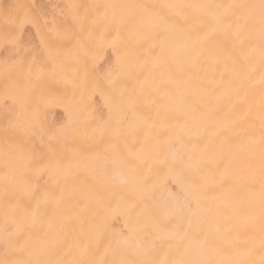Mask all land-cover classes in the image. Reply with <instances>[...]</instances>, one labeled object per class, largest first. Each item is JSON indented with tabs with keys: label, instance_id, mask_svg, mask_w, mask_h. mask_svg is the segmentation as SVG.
<instances>
[{
	"label": "bare ground",
	"instance_id": "bare-ground-1",
	"mask_svg": "<svg viewBox=\"0 0 264 264\" xmlns=\"http://www.w3.org/2000/svg\"><path fill=\"white\" fill-rule=\"evenodd\" d=\"M247 3L0 0V260L170 261L186 234L201 264H259L260 20L227 7Z\"/></svg>",
	"mask_w": 264,
	"mask_h": 264
},
{
	"label": "snow or ice",
	"instance_id": "snow-or-ice-1",
	"mask_svg": "<svg viewBox=\"0 0 264 264\" xmlns=\"http://www.w3.org/2000/svg\"><path fill=\"white\" fill-rule=\"evenodd\" d=\"M107 8H115V7H133L131 5H123V6H117V5H105ZM168 9H189V8H195V9H219L224 7V5H208V4H182V3H175L170 2L164 6ZM229 9L232 7H237L244 10H251L253 13H258L259 20H260V46H261V53L264 55V0H259V3H247V4H240V5H228ZM159 17L161 25H166V21L161 14H157ZM248 17H245V20H247ZM161 55H163V49L161 50ZM262 79H264V76H262ZM13 88L18 92H23L26 89V85H13ZM118 107V105H117ZM31 124L33 127H36L39 125V117L38 113H33L30 117ZM60 135V131L56 130L51 133V136L53 139L58 137ZM262 143H264V136H262ZM59 161H57V167H59ZM51 165H44L43 168H39L35 171V175H39L41 171H44L45 169L50 168ZM261 167L262 171H264V151H262L261 154ZM5 182H7V178H5ZM62 194H57L56 192L47 193L42 198L44 201L52 200L54 202L59 200V196ZM31 215V214H29ZM158 231L162 237L168 238L171 237L172 232L165 226V225H159ZM188 243V247L184 249L180 255L170 261H140L135 259H130L127 257H122L118 260H113L110 262V264H201L200 261L194 260L190 257V253L193 251H202L205 249L210 241L207 236H203L201 238H198L196 240H190V238L185 234L183 237H181ZM38 254H43L44 249L40 248L37 250ZM0 264H54L52 261H45L41 259H29V260H15V261H8V260H0ZM92 264H109V262H105L103 259L97 260L92 262ZM221 264H250L249 261L245 260H233V261H223ZM259 264H264V242H262V255L261 259L259 261Z\"/></svg>",
	"mask_w": 264,
	"mask_h": 264
}]
</instances>
